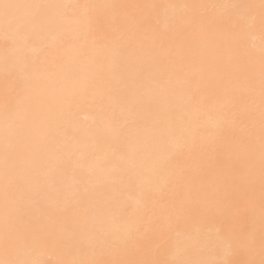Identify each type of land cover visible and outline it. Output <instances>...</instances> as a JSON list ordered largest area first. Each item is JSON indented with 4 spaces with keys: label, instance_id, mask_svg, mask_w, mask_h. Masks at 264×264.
Listing matches in <instances>:
<instances>
[{
    "label": "bare ground",
    "instance_id": "bare-ground-1",
    "mask_svg": "<svg viewBox=\"0 0 264 264\" xmlns=\"http://www.w3.org/2000/svg\"><path fill=\"white\" fill-rule=\"evenodd\" d=\"M0 264H264V0H0Z\"/></svg>",
    "mask_w": 264,
    "mask_h": 264
}]
</instances>
